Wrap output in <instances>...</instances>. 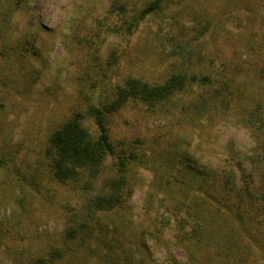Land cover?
<instances>
[{
    "label": "trees",
    "instance_id": "trees-1",
    "mask_svg": "<svg viewBox=\"0 0 264 264\" xmlns=\"http://www.w3.org/2000/svg\"><path fill=\"white\" fill-rule=\"evenodd\" d=\"M167 1L147 0L138 7L129 0H110L105 19H121L115 32L130 35L142 19L159 11ZM30 2L0 0V56L5 61L0 76L1 113L9 112L4 101L10 100L12 91H29L40 76V71H31L28 82L23 83L12 71V57L18 58L20 51L32 47H28V40L20 37L15 41L14 36L15 16L25 12ZM260 3L264 6V0ZM256 13L254 21L259 24L261 15ZM103 21L91 33L75 28L79 48H99L95 37L113 29ZM260 51L258 54L256 48H249L250 59L256 60L254 70L244 62L245 68L259 77V83L243 104L242 89L236 86L242 83L241 78L232 75L227 64L235 57L219 62L214 72L172 70L157 82L125 76L113 86L111 98L103 102L98 85L92 84L94 92L84 95V102L76 99L67 116L50 130L43 149L50 180L61 188L55 191L58 205L52 211L62 220L61 230L44 242L31 239L33 244L27 250L23 238L15 234L13 240L21 247V256L7 263L134 264V255L142 250L144 241L142 234L138 238L136 232L125 231L126 213L127 198L136 184L131 171L141 158L136 150L113 142L110 115L131 102L163 115H174V111L187 114L193 109L186 120L189 127H196L195 121L203 115L212 120L219 113L234 111L239 102L237 120L246 129L251 145L245 164L232 145L228 147L220 176L214 170L198 168L194 156L185 152L187 146L179 150V144L167 136L161 140L156 136L149 142L153 178L146 195L149 210L145 222L150 227L147 234L155 232L158 238L159 227L170 225L174 230L172 243L185 253V260L170 252L161 234L159 242L165 246L168 264H264V48ZM115 57L113 52L112 62ZM73 87L78 93L73 99L79 98L83 90L77 84ZM188 92L192 96L188 103L174 100ZM172 153H182L185 163L180 164L182 160ZM1 164L6 162L0 155ZM39 196L52 202L53 196ZM5 258L0 254V264H6Z\"/></svg>",
    "mask_w": 264,
    "mask_h": 264
},
{
    "label": "rangeland",
    "instance_id": "rangeland-1",
    "mask_svg": "<svg viewBox=\"0 0 264 264\" xmlns=\"http://www.w3.org/2000/svg\"><path fill=\"white\" fill-rule=\"evenodd\" d=\"M129 1L139 7L147 0ZM109 3L31 0L28 9L15 16V41L23 37L32 47L20 51L18 58L12 57V71L23 83L28 82L31 71H40V76L29 91H12L10 100L4 101L9 112H0V155L6 162L0 165V254L6 257V264L21 256V247L13 240L15 234L23 238L27 250L33 244L31 239L44 242L61 230L62 220L52 213L58 205L55 191L61 188L50 180L43 149L50 130L67 116L76 99L84 102V95L94 92L92 84L98 85L103 102L111 98L113 86L125 76L157 82L172 70L214 72L219 62L227 63L235 57L227 64L229 72L241 78L242 83L236 86L242 89V104L257 89L259 77L255 78L256 73L245 68L244 62L253 68L256 60L250 59L249 48H256L258 54L264 48V6L260 0H169L159 11L142 19L130 35L115 32L121 19H105ZM257 11L261 15L259 24L254 21ZM102 19L113 29L95 37L99 48H79L75 28L91 33ZM4 65L0 56V76ZM74 84L83 90L75 99L78 93ZM178 96L174 100L179 103H188L192 97L189 92ZM233 107L234 111L219 113L212 120L203 115L195 121L196 127H189L186 120L193 109L187 114L174 111V115H163L131 102L110 115L113 142L136 150L141 158L131 171L136 184L127 198L126 213L125 231L136 232L138 238L142 234L144 241L142 250L134 255V264H168L165 246L159 242L161 234L170 252L185 260V253L172 243L174 230L170 225L159 227V238L155 232L147 234L146 195L153 178L147 145L156 136L158 140L167 136L179 144V150L187 146L185 152L194 156L198 168L214 170L220 176L228 147L232 145L245 164L244 156L251 145L236 116L241 105L236 102ZM172 154L182 160L180 164L185 163L182 153ZM43 194L55 195L52 202H46L40 199Z\"/></svg>",
    "mask_w": 264,
    "mask_h": 264
}]
</instances>
